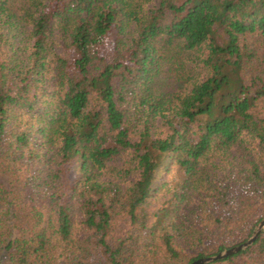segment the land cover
Returning a JSON list of instances; mask_svg holds the SVG:
<instances>
[{"label":"trees","instance_id":"obj_1","mask_svg":"<svg viewBox=\"0 0 264 264\" xmlns=\"http://www.w3.org/2000/svg\"><path fill=\"white\" fill-rule=\"evenodd\" d=\"M263 217L264 0H0V264H190Z\"/></svg>","mask_w":264,"mask_h":264},{"label":"water","instance_id":"obj_2","mask_svg":"<svg viewBox=\"0 0 264 264\" xmlns=\"http://www.w3.org/2000/svg\"><path fill=\"white\" fill-rule=\"evenodd\" d=\"M264 229V217L263 219L255 226L251 236L248 238V240H246L245 242L237 245V246H234L232 248H229V249H226L222 252H219V253H216V255L214 256H211L210 257H205V258H199L195 261H193L192 263L190 264H205V263H208V262H212V261H215V260H218V259H222L232 253H235L237 251H240L244 248H246L247 246H249L250 244L253 243V241L256 239V237L258 236V234Z\"/></svg>","mask_w":264,"mask_h":264},{"label":"rangeland","instance_id":"obj_3","mask_svg":"<svg viewBox=\"0 0 264 264\" xmlns=\"http://www.w3.org/2000/svg\"><path fill=\"white\" fill-rule=\"evenodd\" d=\"M264 230V229H263Z\"/></svg>","mask_w":264,"mask_h":264}]
</instances>
